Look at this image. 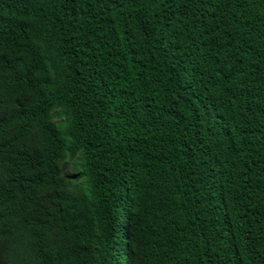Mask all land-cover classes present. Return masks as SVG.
<instances>
[{"label": "trees", "instance_id": "16d2710c", "mask_svg": "<svg viewBox=\"0 0 264 264\" xmlns=\"http://www.w3.org/2000/svg\"><path fill=\"white\" fill-rule=\"evenodd\" d=\"M0 264H264V0H0Z\"/></svg>", "mask_w": 264, "mask_h": 264}]
</instances>
